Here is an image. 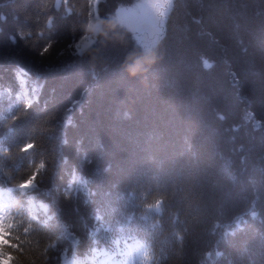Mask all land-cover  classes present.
<instances>
[{"label":"trees","instance_id":"16d2710c","mask_svg":"<svg viewBox=\"0 0 264 264\" xmlns=\"http://www.w3.org/2000/svg\"><path fill=\"white\" fill-rule=\"evenodd\" d=\"M54 1L0 0V264H264V0Z\"/></svg>","mask_w":264,"mask_h":264},{"label":"rangeland","instance_id":"374dc122","mask_svg":"<svg viewBox=\"0 0 264 264\" xmlns=\"http://www.w3.org/2000/svg\"><path fill=\"white\" fill-rule=\"evenodd\" d=\"M97 0H94L95 8ZM170 0H120L116 14L118 20L126 25L134 39L144 48L153 45L163 28L165 13ZM98 21L91 23L89 32L77 43V51L83 50L99 30Z\"/></svg>","mask_w":264,"mask_h":264},{"label":"clouds","instance_id":"9594fccd","mask_svg":"<svg viewBox=\"0 0 264 264\" xmlns=\"http://www.w3.org/2000/svg\"><path fill=\"white\" fill-rule=\"evenodd\" d=\"M154 59V53H149L147 54L146 56L142 57V58H138L133 65H131L129 67V71L135 75L138 71H142L144 70L143 67H142V62L144 63H151L152 60ZM30 146V145H29ZM31 179V178H30ZM28 182L30 181H26L25 184H27ZM6 215V214H5ZM11 224H10V221L9 223L7 224H2L0 225V233H3L4 232V229L6 227H10ZM7 241L4 240L3 238V235H0V243H6ZM6 261H7V258H5L4 260V264H6Z\"/></svg>","mask_w":264,"mask_h":264},{"label":"snow or ice","instance_id":"6c2138e0","mask_svg":"<svg viewBox=\"0 0 264 264\" xmlns=\"http://www.w3.org/2000/svg\"><path fill=\"white\" fill-rule=\"evenodd\" d=\"M10 244V242L9 241H7L6 243H5V246H8ZM2 255H4V253L3 252H0V256H2ZM8 259H9V262L11 261V259H12V257H11V255L9 254V256H8Z\"/></svg>","mask_w":264,"mask_h":264},{"label":"water","instance_id":"95a60500","mask_svg":"<svg viewBox=\"0 0 264 264\" xmlns=\"http://www.w3.org/2000/svg\"><path fill=\"white\" fill-rule=\"evenodd\" d=\"M59 3H60V0H55V1H54V5H55V7H58V6H59Z\"/></svg>","mask_w":264,"mask_h":264}]
</instances>
